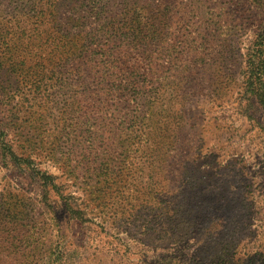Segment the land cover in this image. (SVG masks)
Listing matches in <instances>:
<instances>
[{"label":"rangeland","instance_id":"rangeland-1","mask_svg":"<svg viewBox=\"0 0 264 264\" xmlns=\"http://www.w3.org/2000/svg\"><path fill=\"white\" fill-rule=\"evenodd\" d=\"M263 26L264 0H0V264H264Z\"/></svg>","mask_w":264,"mask_h":264},{"label":"trees","instance_id":"trees-1","mask_svg":"<svg viewBox=\"0 0 264 264\" xmlns=\"http://www.w3.org/2000/svg\"><path fill=\"white\" fill-rule=\"evenodd\" d=\"M263 48H264V26L255 35V39L252 45L250 46V48L248 49L249 51L247 53V60L250 65L248 67V75L250 74L249 77H251V75H254L253 77H255L257 72H261L262 59L260 57L262 51H264ZM9 151L11 152V150Z\"/></svg>","mask_w":264,"mask_h":264}]
</instances>
